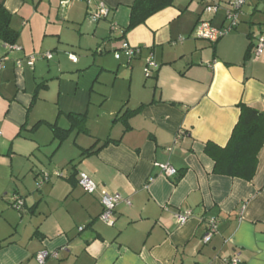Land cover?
Listing matches in <instances>:
<instances>
[{"label":"crops","instance_id":"0c3cea01","mask_svg":"<svg viewBox=\"0 0 264 264\" xmlns=\"http://www.w3.org/2000/svg\"><path fill=\"white\" fill-rule=\"evenodd\" d=\"M99 1L110 12L93 24L79 0L65 9L58 0H0L12 16L21 49L6 54L0 46V109L5 110L0 116V242L10 243L0 250V264H37L42 251L50 255L45 264H232L234 258L238 264H264V145L251 182L214 175V163L204 152L207 144L225 147L240 103L264 113V50L258 57L252 51V37L264 36V0H247L236 30L213 44L195 39L193 30L199 19L214 27L226 25L229 0H209L218 5L215 13L205 12V3L198 0H175L121 40L135 0ZM124 42L140 51L130 61L125 55L115 58ZM99 47L101 53L96 52ZM31 55L36 56L33 69L24 66ZM69 55L77 58L75 64ZM18 60L21 69L15 67ZM148 60L157 68L146 77ZM104 62L115 69L112 89L120 74L127 81L126 95H115L108 113V134L92 136L87 119L88 133H72L60 146L51 133L57 146L42 158L49 174L32 162V189L26 196L19 188L10 190L21 127L34 135L46 126L30 132L35 121L67 122L64 116L57 120L58 112L51 116L53 122L31 119L41 94L50 91L47 84L37 89L38 84H61L63 78L83 76L98 65L103 72L109 69ZM97 78L89 84L90 92ZM77 99L81 112L70 110L68 103L59 112L88 116L89 102ZM121 111L128 113L119 119ZM82 137L91 141L87 148L79 145ZM106 140L96 154L81 156L82 150L99 141L95 151ZM33 142L36 149L46 147ZM68 145L66 154L62 150ZM158 164L173 167L179 181L165 177ZM58 171L62 177L55 175ZM80 173L99 191L122 197L112 226L99 220V195L83 191ZM14 196L23 200V210L11 207ZM184 212L191 216L179 225L176 215ZM211 220L216 229L204 244Z\"/></svg>","mask_w":264,"mask_h":264},{"label":"trees","instance_id":"16d2710c","mask_svg":"<svg viewBox=\"0 0 264 264\" xmlns=\"http://www.w3.org/2000/svg\"><path fill=\"white\" fill-rule=\"evenodd\" d=\"M174 2L175 0H135L129 8L128 25L123 30L120 40L131 30L145 24L153 15L168 7H172ZM11 18L12 16L7 12L4 4L0 2V46H16L19 39V33L13 30L10 25ZM116 31L117 26L115 32ZM100 50L102 51V49ZM7 53L9 52L6 51V54ZM2 59L4 60L3 57ZM44 87L45 85H38L37 89ZM36 92L35 89L33 95L34 101H36L37 97ZM238 109V121L232 129L230 138L225 147L207 144L204 152L214 163L212 170L214 175L251 182L257 170V156L264 145V113L242 103L238 105ZM125 113L127 114L128 111H121L119 119H122ZM60 116H64L67 120L68 127L66 129L61 128L57 121L53 123L38 121L31 127L30 132L37 130L41 125H46L50 129L53 140L57 142L58 146H60L72 133L77 135L88 133L85 114L67 113L63 115L58 112L57 120ZM25 129V127H21L17 136H21L20 132ZM108 141L109 140L104 141L98 149L93 151L99 143V141H97L88 149L82 150L81 156L96 154L109 143ZM72 170V177H75L77 175L76 166H73ZM58 173L62 175L60 171H58ZM180 177L181 176L175 177L174 181H179ZM10 205L12 206V202ZM9 244L10 243H5L4 241L0 242V250Z\"/></svg>","mask_w":264,"mask_h":264},{"label":"rangeland","instance_id":"374dc122","mask_svg":"<svg viewBox=\"0 0 264 264\" xmlns=\"http://www.w3.org/2000/svg\"><path fill=\"white\" fill-rule=\"evenodd\" d=\"M254 16H252L251 18H256ZM257 19H259V22L260 20H262L261 17H258ZM257 19L254 20L251 19V20L255 22V20ZM76 54L80 55L77 52ZM78 57L80 58V56ZM102 66L104 68H109V69H103L104 71L102 72L101 71L102 67L98 65V67H93L92 70H90V72L86 74H84L83 71L82 72L83 76H79V73L78 74L75 73L76 75L73 74V76L70 78L67 77L63 78L61 84L60 82L49 83L50 81L45 83L42 82L39 83L38 85H46V84L49 85L50 91L48 93L41 94V97L38 100V103L32 112L31 119L34 120V118H39L43 120H51V122H53L52 121L53 119L51 118L54 117L51 116H55L56 113L59 112L60 108H62L64 104L67 103L70 106L69 108H71L70 110L81 112L83 109L78 107L79 104H81V100L77 99V97L78 98L80 97L84 99L86 102H89L87 103L86 106L88 109L87 110L88 116L86 115L87 116L86 119H87V127H89L90 133L92 134V136H94V134L95 136L97 135L106 136L108 134L109 131L108 128H110V124L112 120V117L110 120H107L109 118L108 113L111 110L112 105L115 103V99H116L115 95L118 94L124 96L126 95L125 90L127 87V81L122 79L120 74L117 77L115 85L112 89L111 83L113 81V77H114L113 71L115 69H112L113 67L111 62H109L108 64L104 62ZM94 78H97V82L92 83L91 85L92 88L90 92L88 86L89 84H91ZM76 84L78 86V90H76ZM58 88H61V92H62L61 97L60 95H58L60 92V89ZM87 89L88 91H86ZM74 92H77V96H73ZM109 95L110 97L107 100ZM105 98L106 101L104 102ZM72 104L75 105L76 107L73 106ZM3 111L5 110L0 109V113H1L0 116L2 115ZM39 119H35V120H39ZM97 122H99V124ZM58 125L63 129H66L68 127L67 122H65L63 118L59 119ZM41 127L42 128L39 130L37 134L32 135L30 133H27L26 130H22L21 131L22 136H17V135L15 136L17 140L14 146L20 153H16V155H14V159L11 160V163L13 162L12 166L14 167V170L16 171L17 175H14L12 180L9 181L10 185L8 186V188L12 191L16 188H19L23 193H26L24 196L27 195V190H29V188L32 189V186L29 184L30 182H32L34 176V174L30 172L32 168L31 165L32 162L37 164L38 168L42 170L41 172H44L45 174H49L44 169V163H46V161H42V158L45 157L46 151L51 153L57 146L55 142L52 143L51 132H49L48 128L46 126H41ZM88 138L89 137L80 138L79 145L83 148H87V146L91 142L88 140ZM34 139H37L39 142H41L40 143L41 145L42 143L46 144V147L44 146L43 148L36 149V147L33 146ZM71 139H73V136L71 137ZM69 147H70L69 145L64 146L62 151H66L67 154L70 149ZM9 182H7V185L9 184Z\"/></svg>","mask_w":264,"mask_h":264},{"label":"built area","instance_id":"2783aa9c","mask_svg":"<svg viewBox=\"0 0 264 264\" xmlns=\"http://www.w3.org/2000/svg\"><path fill=\"white\" fill-rule=\"evenodd\" d=\"M72 0H58L59 7L61 9L67 8ZM82 1L86 5V17L87 19L93 23L96 24L100 21L105 20L109 15V9L108 7L99 0H79ZM205 3L204 11L208 13H215L218 9V5L208 3L209 0H198ZM247 0H229L227 3V9H226V16L225 21L227 22L226 25L222 27H214L211 25L210 22L199 19L197 25L195 26L193 30V37L195 39L203 40L208 43H216L219 41L222 37L229 34L230 32L236 30L238 24H239V17L242 14V7L246 4ZM220 6V5H219ZM116 25L112 24L110 27L111 33L115 32ZM3 48L8 51L9 53L12 52H18L21 49L16 46H6L4 45ZM264 50V36L258 35L255 37H252V51L254 52L255 56H261L263 54ZM97 53H101L102 51L98 49L96 51ZM139 49L130 47L127 43H123L121 45L120 51L115 53V58L119 59L121 53L126 56L128 61L132 60L134 57H136L139 54ZM51 54H45L44 58L47 60L51 59ZM68 59L72 63L77 62V58L74 55H69ZM0 61H3L1 59ZM36 61V56L31 55L28 56L25 60L24 66L33 69L34 64ZM2 67V64L0 63V68ZM16 69H21L23 67V63H21L20 60L15 62ZM157 68V65L151 61L148 60L144 73L145 76L148 77L151 75L152 71ZM1 135V134H0ZM156 167L162 172V174L167 178H174L177 176V171L169 166L168 164H158ZM57 177H62V175L58 172L55 173ZM78 184L83 189V191L86 194L94 195L98 193L100 204L102 207L101 214L99 215V220L109 226H112L113 224V216L115 208L118 204L123 202V199L121 196L117 194H109L105 191H99L97 185L89 179L85 174L80 173L78 175ZM12 206L16 208L17 210H23V200L17 196H14L11 199ZM127 205H129V201H124ZM191 216L190 212H184V213H178L176 215V222L177 224H183L185 223L189 217ZM216 222L214 220L209 221L207 225L206 234L203 237V243H208L211 238L213 237V234L215 232ZM82 230L81 228L79 229ZM52 257H56V254H51ZM50 255L46 251H42L37 253L36 255V262L37 264H45V261L47 258H49ZM232 264H238L239 262L237 259L231 260Z\"/></svg>","mask_w":264,"mask_h":264}]
</instances>
